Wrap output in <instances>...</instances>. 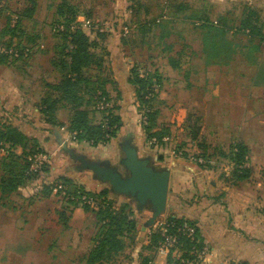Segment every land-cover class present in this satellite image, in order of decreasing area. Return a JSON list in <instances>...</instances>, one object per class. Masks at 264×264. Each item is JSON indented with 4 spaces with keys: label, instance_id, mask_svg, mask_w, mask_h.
Here are the masks:
<instances>
[{
    "label": "rangeland",
    "instance_id": "rangeland-1",
    "mask_svg": "<svg viewBox=\"0 0 264 264\" xmlns=\"http://www.w3.org/2000/svg\"><path fill=\"white\" fill-rule=\"evenodd\" d=\"M69 1L76 4L79 8L80 16L77 19L81 21L83 20L85 14L89 13V18L93 21L94 25L91 27L92 29L89 30L85 28L84 30L90 35V38L94 39L98 44V47L94 48V52L102 54L104 58L106 55L103 47L106 49L108 44L110 47L112 44L113 47L115 46L119 49L120 47L122 48V50H120L122 57H130V45L135 44L136 49L134 56L132 55L133 59L138 62L140 70L145 71L146 69L150 72L153 71L150 65V59H152V57L154 58L155 54H158L160 50L164 49L167 43H175V49H179L180 46L183 45V41H186L185 43H188L187 45H191L190 47L193 51H199L201 45L196 37L198 34L195 35L194 32L185 31V33H178L176 30H173L166 37L162 35L165 33L167 28L177 29L178 27L179 29L183 25L188 26V24H190L189 20L181 21L182 18L180 16L184 13L189 14L193 11L195 13L196 10L202 8L205 10L208 9L211 11L212 20H217L218 16L227 15L229 18L228 24L233 25L240 20L243 16L242 14L245 13L246 7H248L250 9H258L260 12L257 20L259 19V21L261 20L264 23V1L261 2L260 0H134L133 2H130V0ZM60 2L61 0H37L36 8L33 14L30 16H21L20 25L15 27L13 33H10V30H7L6 28L7 15L9 13L19 12V10L20 12L25 10L27 6H29V2L25 0H0V42H10L11 46L9 47L17 49L20 52L17 58L6 55V59L2 62L0 61V87L1 85L2 87L4 85L8 86L7 81L15 83L17 75L21 76L22 73L23 77L24 72L27 74L26 79L30 81H26L27 84H29V88L31 89L33 86V88L39 91L40 94L42 93L44 95L47 91L45 92L44 89L32 82L33 77L35 75L37 76L39 71H48L50 73L48 78L52 79V76L54 75L56 79L60 78L58 68L51 61L52 58L55 57L61 42L60 37L53 35L54 31L51 26L52 21L57 18L56 8ZM168 6H171V8L169 9ZM179 7H181V12L178 13L180 18H177V21L174 23H169L165 26L162 25L164 26L163 29L162 26H158L153 32L147 33L145 36L142 33L138 36L134 35V32L130 33L131 21L146 24V22H150L154 18H157L163 10H178ZM183 7H185V9H183ZM14 24L15 23L11 22L10 19L11 27ZM122 27H128L129 33L123 34ZM146 27H150V25L147 24ZM105 29L106 31H109V33L102 39L99 36L100 32L97 31H103ZM132 35H134V41H139L142 38L144 40V44L137 45L136 42H131L130 39H133ZM240 39L245 42V45L247 43V50L249 52L255 53V51H257L254 46L256 44L255 39L251 41L245 37ZM118 43L120 44V47ZM41 44L43 45V48H39V45ZM0 45L3 44L0 43ZM3 46L7 47L6 45ZM26 47L29 48V52L27 56H23L21 51ZM262 49L263 52H261L260 55L264 54V46H262ZM236 53L237 51H235V54ZM236 55H240V53H237ZM158 56L160 57V54ZM56 58L59 60V57L56 56ZM107 58H105V60ZM237 59L238 57H235L231 63L227 65L214 64L206 68L198 56L194 58L193 65H195L196 70L194 69L195 72L192 79L196 84H198V92L200 93L203 85L206 87L208 84V86L213 85V90L221 93L219 94V97H222V94L224 96L230 88L235 91V89L239 88V85L242 86V84L251 92H254L256 85L263 84L262 88L264 91V81L263 83H259L252 75L256 69H254L255 65L253 64V61L247 59L238 63ZM35 63L39 66L40 70H38L36 74H33L32 67ZM184 67L188 69L189 65L184 64ZM96 70L97 69L92 66V68L84 74L85 76H90V78H95L94 76L97 72ZM240 71L246 72L245 76L239 75ZM109 72L110 69L108 71L107 69L105 70L106 75ZM235 75L239 78L246 77V80H234L233 77ZM221 76L225 77V79ZM58 79L56 81H58ZM43 81L45 82L46 79H43ZM112 86L114 87V85H106L109 95L111 94L109 89ZM39 88L41 89L38 90ZM117 92L112 90V94L110 96L112 101L113 96H115V93ZM122 95L123 93L121 91L118 92L117 97L119 96L118 102L120 104L122 103ZM198 96L200 99V94ZM14 97L16 96L11 93L10 96L6 94V98H3V95H1L0 125L9 122L6 112L11 108L10 104H12L9 100ZM3 99H5V101ZM166 99L168 100L167 103ZM134 102L131 103L133 104V118H130L131 109L130 112H128L129 115L124 118V121L127 122V129L129 128V130L130 124L135 126L140 125L139 118L141 113L137 110L138 103L135 104ZM171 102H173L172 99H161L156 95L152 102L154 105L153 111H156L154 115L156 123L175 124L182 121L181 124L183 126L188 125V127H184V130L182 131H180L178 127H174L171 132L174 134L170 135H176L177 139L181 142L183 141L182 146L187 150L186 153L193 156H201L202 154L208 155L211 159L210 165L212 163L214 164L217 173L225 169V167L229 165V160L224 156L229 154L228 150L231 146L230 144L235 143V140L238 139L236 136L238 132L236 125L239 120V112L233 113V116L231 117L234 121L233 126L223 127L222 122H225L226 117H224V113L222 112H205L200 106L198 107H200L201 110L177 111L173 105L170 104ZM128 103L130 104V98ZM2 106L5 108L1 109ZM92 111L95 112L94 110ZM25 114L30 115L27 113ZM64 114H66V112H64ZM249 114L253 113H247V115ZM93 117H95L94 120L98 122L101 118L100 112L97 111L93 114ZM170 120L173 121L171 122ZM196 125L200 126L199 133L197 134L198 139L191 141L190 135L192 132L196 131H191V129H195ZM158 129H160V127ZM62 130L66 129L62 128ZM68 134L69 138L67 139L74 140L73 134H70L69 132ZM124 137H128L127 131L120 132L114 137L116 139H112V142H115V146H111L113 148L111 150L113 158H115V156H117V158L120 156L119 145L121 139ZM38 143V146L35 147L34 143L29 141L25 150L31 151L34 150L33 148H39V152H45V154L48 155L50 163L48 160L37 175H35V177L33 176V178L29 179V181L23 185L25 189L23 187L22 191L17 189V192L6 195L1 194L0 192V205H2L0 206V231L5 230L7 232H16L17 234H21V236L15 240V243H19L20 247H22V249H17L18 251L16 252L13 248V245H15L14 241L0 238V264H83V261L81 262L80 260L81 255L87 252L93 245L92 237L97 228V220L93 210L95 211V209H97L96 203L98 204L99 201L97 199V201L94 202V205L90 206L92 210L84 211V213L82 212L79 215L75 213L73 214L74 207L76 206L71 203H67L61 195L52 194L50 192L48 193L47 183H58L60 177H66L69 179L70 183L73 184V186L81 187L86 190L84 185L85 179H76L77 177L72 175L70 176V174H72L70 171H74L76 174H80L83 171L89 174L91 172L86 169H81L78 159L70 157L68 154V152H80L84 150V148H77L78 150H75L76 147H71L68 151L66 150V147L70 146L71 143L68 144L67 142L66 147L58 148V150L55 144L47 147L45 143ZM146 144L150 148H155V146H150L147 141ZM87 145L90 146L89 144ZM159 146H166L162 147V150H159L163 151L164 153H162V155L166 157L172 154L171 151L174 147V143H167ZM159 146L157 148H159ZM177 147H179V145H177ZM16 150L18 152L20 151L19 153H22L21 148H17ZM56 150L59 152L55 155L54 151ZM4 154V149H2L0 151V157ZM116 159L114 162H116ZM189 161L191 163L203 165L202 163H197L192 160ZM21 162L23 163V161ZM51 165H54L56 169L67 167L68 171H65V173L61 176H58V174H56V176H52L50 169ZM15 167L19 168V166ZM0 173L2 174L1 171ZM115 200L116 201L112 204L114 207H120L122 203H127V207L125 209L130 212L129 199L123 196L115 195ZM80 204L81 203L77 206H81ZM132 213L135 215V212L132 211ZM169 214L170 213L166 208V211L161 218H166ZM150 229L152 230V228ZM132 235L133 234L130 235V232H126L123 236V249L103 264H143L144 257L142 254H140L141 256L139 255V248L136 245L137 239L132 238ZM135 235H137L139 240L141 239L139 231H137ZM8 243H10L13 248L11 253L4 252L6 251L4 250V247L8 245ZM154 251L155 250L153 248H148L145 253H149L146 255H152ZM159 256L165 257L163 254H159ZM172 256V259L177 260L179 252L177 250L173 251Z\"/></svg>",
    "mask_w": 264,
    "mask_h": 264
},
{
    "label": "crops",
    "instance_id": "crops-1",
    "mask_svg": "<svg viewBox=\"0 0 264 264\" xmlns=\"http://www.w3.org/2000/svg\"><path fill=\"white\" fill-rule=\"evenodd\" d=\"M260 1L263 2L264 0ZM156 27L158 26L146 27L145 33L153 32ZM163 27L164 26H162V29ZM173 30H176L178 33H185V31L194 32L195 35H197V30L190 24H188V26L183 25L179 29L178 27L177 29L167 28L162 35L166 37ZM134 35L138 36L140 33L135 32ZM134 35H132V38ZM196 37L198 38V36ZM130 40L133 43L136 42L137 45L144 44L142 38V41H134V38ZM198 41L200 44L199 38ZM185 42L186 41H183V45L180 46L179 49H175V43H167L164 49L160 50L158 54L154 55V58L152 57V59H150V65L153 72L156 73L159 81L157 97L161 99H172L173 102L170 104H172L177 111H194L202 109L205 112H222L224 113V117H226L225 122H222L223 127L233 126L234 121L231 117L233 116V113L239 112V120L236 125L238 131L236 136L238 139L235 140V143H242L247 149L244 162L247 168L245 176L234 174L232 172L230 161L225 169L217 173L214 164L212 163L210 165L211 159L209 157L208 159L210 160L203 165L191 163L186 157H176L172 154L165 157L162 155L164 152L159 150H162V147L166 146H159V148H157L158 146H155L154 149L147 146L146 136L140 125L135 126L130 124L129 130V128L127 129V122L124 121V126L117 134L122 131H127L128 137L137 146L140 155L150 157L155 165L169 167L170 176L167 197V205L169 204L168 212L177 217H184L193 220L197 225L202 241L210 248V253L207 255L206 260L199 264H230V262H236L238 264H264L263 84L256 85L254 92H251L242 84V86L239 85V88L235 89V91L230 88L224 96L222 94V97H219V94H221L220 92L213 90V85L208 86V84L206 87L203 85L199 93L198 84L192 79L196 70L195 65H193L194 58L198 56L206 68L214 64L206 65L208 62L204 61L201 47L199 51H193L190 47L191 45H187L188 43ZM247 46V43L245 45L243 40H238L237 53H240V55L234 54L236 56H233V59L238 57V63L247 59L252 60L255 65L254 69L256 68L252 75L254 76V79H257V82L263 83L264 54L260 55V53L263 52L262 46L264 45H260V49L255 51V53L249 52ZM135 49V44H131L130 57H122L120 52V50H122L121 47L119 49L115 46L113 47L112 44L110 47L108 44L106 47L108 54L104 56L105 68L107 71L110 69V72L107 73V75L109 76L111 83L108 84L114 85V87L112 86L109 89L110 93L112 94V90L114 92L121 91L123 93L121 104L118 102V92L113 96L114 104L120 106V109H117V112L121 113L123 120L125 116L129 115L128 112H130V109V118H133V104L131 103L135 101V97L133 86L128 83V76L132 65L138 64V62L133 59ZM159 54L160 57L158 56ZM105 58L107 59L105 60ZM232 60H230L229 63H231ZM184 64L189 65L188 69L184 67ZM33 65V74H36L40 68L36 63ZM245 74L246 72H239V75L245 76ZM49 75L50 73L48 71H39L37 75L38 77L35 75L32 82L44 89L45 92H50L46 84L56 83L58 78L56 79L54 75L52 76L53 78L50 79L48 78ZM26 77L27 74L23 72V77L22 73L21 76L17 75L15 83L7 81L8 86L4 85L2 87L1 85L0 87V97L3 95V98H6V94L10 96V93L16 96L9 100L13 104H10L11 108L6 112L9 121L12 120L11 122L19 128H22L28 136L36 137L37 142L45 143L47 147L55 144L57 149L64 148L67 146L68 142V144L71 143L70 146L66 147L68 149L71 147H76L75 150H78L77 148H84V150L80 152H68L70 157L76 158V156L84 155L88 159L99 161L109 160L114 163L117 156L113 158L111 150L115 144V142H112V139L114 140L116 138L110 139L106 145L98 144L97 146H88L87 143H79L75 140L67 139L69 138L68 132L66 130H60L59 140L61 141L57 142L58 138L56 139L55 134L45 130L48 126L42 122L38 112L37 105L43 94H40V92L34 89L33 86L30 89L29 84L26 82L28 80ZM221 77L225 79V77ZM233 78L238 81L246 80V77L239 78L236 77V75ZM43 79H46V81L44 82ZM199 94L201 96L200 99L198 98ZM129 98L131 105L128 103ZM3 100L5 101V99ZM167 102L168 100L166 99V103ZM134 103L137 104V101ZM198 106H200L201 109ZM2 108L5 107L2 106L1 109ZM64 112H66V114H64ZM25 113L30 115H26ZM93 113L95 114L96 112H90V114ZM247 113L253 114L247 115ZM56 119L66 127L68 125V110L63 107L62 109L58 108ZM170 121L172 122L173 120ZM181 123L182 121L175 124L157 123L156 129L159 127L160 129L164 128L163 130L168 131L167 133L174 134L171 133L174 127H178L180 131L184 130V126ZM32 126L35 129H33ZM182 142H179L180 145L183 144ZM233 144L234 143L230 145ZM16 149L15 152L20 154V151L18 152ZM57 152L59 151H54V154L56 155ZM50 169L52 176H56V174L61 176L65 171H68L67 167L56 169L54 165H51ZM70 172L72 173L70 176H75L77 177L76 179H85L84 185L86 190L100 191L106 186L99 182L92 173H90V175L84 171L80 174H76L74 171ZM23 187L24 186L22 185L18 189L22 191ZM172 196H175V200L173 201L170 200ZM130 205L135 212L134 217L137 228L135 234L137 231L141 234L140 240L135 234L132 237L137 239L136 245L139 248V255L142 254L148 264H166V257L159 256L155 251L152 255H146L149 253H145L146 249L149 248V233L151 229H143V226H145L144 222L149 216V212L142 209L137 210L131 201ZM84 211L85 210L82 206H76L74 207L73 214L75 213L79 215L82 212L84 213ZM19 236H21V234H17L16 232H7L5 230L0 231L1 239L4 238L14 241L15 245H13V248L16 252L19 249H22L19 243H15V240ZM13 248L10 243H8V245L4 247V250H6L4 252L11 253Z\"/></svg>",
    "mask_w": 264,
    "mask_h": 264
},
{
    "label": "trees",
    "instance_id": "trees-1",
    "mask_svg": "<svg viewBox=\"0 0 264 264\" xmlns=\"http://www.w3.org/2000/svg\"><path fill=\"white\" fill-rule=\"evenodd\" d=\"M25 1L29 2V6L21 11L22 13L19 10V12H13L7 15L6 28L10 30V33H13L15 27L20 25L21 16H30L35 11L37 0ZM133 1L134 0H130V2ZM168 8L170 9L171 6H168ZM183 9H185V7H183ZM180 10L181 7H179L178 10L173 9L169 12L163 10L157 18H154L150 22H146V24L131 21L130 33L137 32L145 36V27L147 24L150 26H165L166 24L174 23L177 21V18L180 17L182 18L181 21L189 20L190 25L197 30L204 61L208 62L206 65L229 64V61L233 59L235 51L238 52V50H236L237 41L241 40L240 38L242 37L250 41L255 39L256 44L254 46L257 50L260 48V45H264V23L261 20L259 21V19L257 20L260 12L258 9L246 7L245 13L242 14L243 16L233 25L228 24L229 18L227 15L218 16L217 20H212L211 11L208 9L205 10L202 8L196 10L195 13L194 11L189 14L184 13L179 17L178 13L181 12ZM11 15L17 17L12 27L10 25ZM56 15L57 18L52 21L51 26L62 25L63 29L53 33V35L60 37L61 42L55 57L52 58L51 61L58 68L60 78L56 83L46 84L50 92H46L37 105L40 118L42 122L48 126L45 130L55 134L56 139L58 138L57 142L61 141L59 140V133L63 128L70 134H73L74 140L79 143L84 142L90 146L106 144L110 139L117 136V133L124 126V120L122 119L121 113L117 112L120 106L115 105L114 101L111 108L100 112L101 118L98 122L94 120V113L90 114V112H93L92 110L97 112L95 104L98 99L101 97H105L107 100L111 99L106 90V85L111 83V80L109 76L105 74L106 68L103 55L94 52V48H97L98 44L86 33L83 22L77 20L80 13L76 4L69 0H61L57 5ZM83 18L84 20L90 21V26L87 27V29L91 30L94 24L89 18V13L85 14ZM97 32H100L99 36L102 39L109 33L106 29ZM122 33L126 34L123 32V29ZM0 43L7 47L11 46L10 42L4 43L3 41ZM103 48L105 55H107V50L105 47ZM56 56L59 57V60ZM5 59L6 55H0L1 62ZM92 66L97 69L94 76L95 78H90V76H85L84 74L92 68ZM140 71L139 65L133 64L129 71L128 83L133 86L135 100L138 103L137 110L140 113L143 112V115L146 117V123L143 124L140 118L139 122L148 142L152 137L160 139L163 135H169V133L163 130L164 128L156 129L157 123L154 119L156 111H153L154 105L152 102L158 90L156 92L153 91L151 84L153 83L152 80L155 79L159 89L158 77L155 72H150L146 69L142 71L146 72L147 75L142 77L140 76ZM62 107L66 108L69 112L68 125L66 127L56 119V112L58 108ZM11 121L12 120L0 125V151L4 149L5 153L0 157V171L2 172V174L0 173V192L3 195L16 192L20 186L37 175V173H27V156L40 151L39 148H33L34 150L31 151L25 150L29 141L33 142L35 147H37L39 143L36 137L28 136L22 128H19ZM184 127L187 128L188 125ZM32 128L35 129L33 126ZM194 130L196 131L192 132L190 135L192 141L198 139L197 134L199 133L200 126L196 125L195 129H191V131ZM179 147H182V145H179ZM16 148H21L22 153L17 154L15 152ZM66 150L70 149L66 148ZM228 151L229 154L224 157H227L231 162L232 172L238 176H245V172L247 171L246 166H244L245 156L247 154L245 145L238 142L234 143L230 146ZM201 157L204 160L202 164H206L208 155L202 154ZM21 161H23V163ZM15 166H19V168ZM58 182L67 186L68 195L77 196L76 191L80 190L84 194L91 196L94 202H96L97 199L99 201L98 204L96 203L97 209H95V211L93 210L97 220V228L92 237L93 245L87 252L81 255V262L83 261V264H103L113 258L114 255L123 249L124 234L130 232V235L133 234V237L137 230L136 220L132 213V206L130 205V212L125 209L127 203H122L120 207H114L112 204L116 201L115 194L111 192L108 187H104L100 191H89L81 187L73 186L66 177H60ZM50 186L51 184L47 183L48 193H51ZM68 195L62 198H64L67 203L77 206L79 201L72 200ZM174 198L175 196H172L170 200L173 201L175 200ZM80 205L85 211L92 210L87 204ZM166 219L172 221L175 226H179L183 222H186L195 228L194 239L192 241L182 236L183 234H178L179 240L176 247L171 249L165 256L166 264H180L182 259L195 258L196 250H199L203 244H206L200 237L197 225L193 220L177 217L172 213H170ZM159 239H161L159 233L153 231V229L150 230L148 247L156 251ZM174 250L179 252L177 260L172 259V252ZM143 264H148L146 259H144ZM230 264L238 263L230 262Z\"/></svg>",
    "mask_w": 264,
    "mask_h": 264
},
{
    "label": "water",
    "instance_id": "water-1",
    "mask_svg": "<svg viewBox=\"0 0 264 264\" xmlns=\"http://www.w3.org/2000/svg\"><path fill=\"white\" fill-rule=\"evenodd\" d=\"M120 156L116 162L88 159L76 156L80 168L90 171L116 196L129 199L138 210H147L149 216L143 229L152 228L166 211L170 169L155 165L148 156L138 153L137 146L129 137L121 139Z\"/></svg>",
    "mask_w": 264,
    "mask_h": 264
},
{
    "label": "built area",
    "instance_id": "built-area-1",
    "mask_svg": "<svg viewBox=\"0 0 264 264\" xmlns=\"http://www.w3.org/2000/svg\"><path fill=\"white\" fill-rule=\"evenodd\" d=\"M16 16L11 15L10 19L11 22L15 23L16 21ZM80 21L79 19H77ZM83 22L84 28H87L90 26V21L89 20H81ZM53 31H59L63 29L62 25H54ZM124 33H128V27H122ZM39 48H43V45H39ZM29 52V48H24L21 51V54L23 56H27ZM19 51L17 49L11 48V47H5L3 45H0V54L2 55H8L14 58H17L19 55ZM147 75L146 72H143L142 70L140 71V76H145ZM153 83L151 84V87L153 91L158 90V84L155 81V79L152 80ZM112 99L107 100L105 97H101L96 101L95 104V109L99 112L106 110L108 108L112 107ZM140 120L144 124L146 123V117L143 115V112H141L140 115ZM179 139H177L176 135H163L160 139H157L156 137H152L149 141V145L153 146H159L162 144H167V143H174V147L171 151V153L177 157H185L188 158L189 160L195 161L197 163H204V160L201 156H193V155H188L187 150L184 147H177V145H180ZM1 144V142H0ZM49 157L48 155L45 154V152H34L27 157L28 161V168H27V173H38L42 167L48 162ZM245 166V164H244ZM48 184H51L50 190L52 194L56 195H61V197L68 195L67 191V186L60 183V182H55L51 183L49 182ZM77 196L74 195H68L72 200H78L79 203L81 204H87L89 206L94 205V200L91 196L84 194L82 191L78 190L76 191ZM153 231H156L159 233L161 239L158 241V245L156 247V252L158 254H163L167 255L168 252L171 249H174L178 243L179 240V235L178 234H183L182 236H185L189 238L190 241L194 239V233H195V228L192 225L187 224L186 222H183L179 226H175V224L166 219V218H161L155 222V224L152 226ZM175 251V250H174ZM209 247L207 244H203V246L199 249L196 250L195 258L193 259H182L181 263L182 264H198V262H203L206 260V257L209 253Z\"/></svg>",
    "mask_w": 264,
    "mask_h": 264
}]
</instances>
